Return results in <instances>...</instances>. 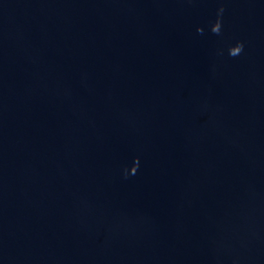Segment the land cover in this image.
I'll return each mask as SVG.
<instances>
[{
  "label": "water",
  "instance_id": "1",
  "mask_svg": "<svg viewBox=\"0 0 264 264\" xmlns=\"http://www.w3.org/2000/svg\"><path fill=\"white\" fill-rule=\"evenodd\" d=\"M0 264H264V0H0Z\"/></svg>",
  "mask_w": 264,
  "mask_h": 264
}]
</instances>
